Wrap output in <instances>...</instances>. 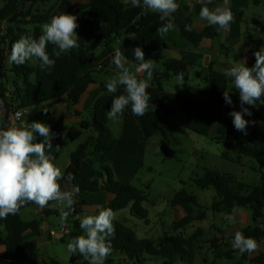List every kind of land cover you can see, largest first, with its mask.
<instances>
[{"label":"trees","instance_id":"16d2710c","mask_svg":"<svg viewBox=\"0 0 264 264\" xmlns=\"http://www.w3.org/2000/svg\"><path fill=\"white\" fill-rule=\"evenodd\" d=\"M3 7L0 8V78L8 80L11 90L2 87L1 99L6 103L8 111H16L24 108H32L48 101L68 97L73 103H77L81 95L85 92L86 86H79V75L83 69L92 64V54L101 47L112 45L117 39L124 35L135 34L136 40L130 48H125L123 44L120 50L127 59L135 64L134 49L142 48L145 53V60L152 59L155 62L163 61L162 70L155 69V76L149 91L156 99V109L149 108L147 113L140 117L142 129L146 140L152 138L158 131L167 139L166 132H171L173 127L166 121L163 113L173 114V109L163 103L161 94L164 92V84L172 77H177L183 73V81L189 80V66L191 63L184 60L165 59L163 51L155 45L154 35L164 24L169 21H161L158 13L147 11L144 6L132 7L131 2L123 3L121 0H89L88 3L72 9L69 0H59V12L82 15L83 22L81 31L87 35V41L80 44L79 49H71L61 53L55 59V65L50 69H44L42 80H33L36 69L28 61L23 65H16L9 61L11 48L22 36L38 39L41 35L40 25L50 21L51 12L43 10V6L49 0H2ZM216 2L221 0H215ZM215 2L207 5L214 7ZM142 5V0H141ZM202 5L195 8L194 13L199 14ZM234 19H242L243 11L231 9ZM171 23L178 27L180 36L193 46H199L203 39H215L221 36L223 31H217L215 26H207L202 32H197L193 27V14H183L175 12L170 18ZM230 24V25H231ZM186 25H191V31L185 29ZM35 27V34L32 36L28 27ZM250 52L251 60L249 67L255 63L254 52ZM8 63H10L8 65ZM9 69H8V68ZM9 74V75H8ZM9 95L6 96L5 93ZM211 92L219 94L212 86ZM123 94L122 91L104 95L100 97L92 108V118L83 122L78 129H70V138L73 141L79 140L85 131H91V135L81 143L71 155V163L64 172V180L71 183L73 187H78V194L96 193L102 190L115 196L106 208H111L114 212L123 210L131 206L132 214L144 220L148 224L149 213L144 204L148 201V196L144 191L127 183H120L115 179L113 170L97 163L93 156L103 155L114 150L117 139L113 132L107 127V112L109 111L111 100L114 96ZM192 99H186L183 112L188 115L187 126L191 130H196L192 120L198 116L196 110L190 108ZM251 116L245 115V119L252 125V130L246 134L245 141H237L238 160L243 156L256 161L259 166L261 179L264 181V104L257 101L256 106H251ZM206 116V115H205ZM209 116V115H207ZM247 126V127H248ZM240 132L235 129L232 121H224L217 134H224L225 130ZM229 153H224L228 159ZM71 173L73 180L67 179ZM195 184L202 190L214 189L215 199L210 210L216 214H232L238 208H246L252 212L253 225L240 230L245 236L254 238L256 241L264 240V183L258 186H249L239 182L231 175H221L215 170L207 169L204 176L197 178ZM85 203L75 202L69 215L78 216L82 212ZM34 203L24 205L15 215H9L2 219L5 225L6 237L0 240V245H5L10 259L6 264H60L57 261H45L29 258L25 254L23 235L27 231L39 232L40 222L32 220L26 222L22 219V210L33 206ZM172 206H181L187 215L172 224V232L166 233L159 238L160 247H157L154 239H141L125 224L114 220L115 233L110 237L112 253L106 259L105 264H113L112 258L115 254H121L128 259V262L142 264L145 262L144 255L163 257L169 264L177 261L193 262L197 249L195 244L202 236V231L197 230L188 238L183 236V231L187 230L194 222L203 221L207 218V210L199 203L197 197L189 194L186 190L178 192L171 201ZM73 236H80L83 231L80 222L73 221ZM233 236L229 238L232 242ZM222 238L214 237L211 241V249L216 258H233L238 254V250H223ZM242 260L248 259V254H242ZM83 256L72 255L71 262L82 259ZM256 262L264 264V257L260 256ZM237 264H243L242 261Z\"/></svg>","mask_w":264,"mask_h":264},{"label":"rangeland","instance_id":"374dc122","mask_svg":"<svg viewBox=\"0 0 264 264\" xmlns=\"http://www.w3.org/2000/svg\"><path fill=\"white\" fill-rule=\"evenodd\" d=\"M58 1L49 0L45 5V10L51 11L52 17L59 13L57 12ZM121 1L125 4L130 2V0L127 3L125 0ZM233 4L245 14L244 20H238L234 23L235 34L237 33L239 36V29H242L244 30L245 41L251 43L253 48L256 46L264 47V0H257V2L252 0L249 5L245 0H234ZM77 21L79 27L76 32L79 36L82 35L83 16L77 15ZM40 29L42 34V25H40ZM28 31L33 36L35 27H28ZM253 40H263V43L255 45ZM222 42L218 39L214 44L216 54L213 59L214 64L211 65L213 72L209 67H200L197 61H194L193 68H190L189 81H183L181 84L177 77H172L171 82L165 85L168 92L178 97H188L193 100L190 108L198 112V116L192 120L196 130L188 128V115L178 108V104L173 103L169 105L173 109V114L168 118L173 130L169 133L166 132L167 139L162 136L161 131H158L152 138L145 141L143 144L144 151L140 152L137 158L130 159V162L118 157V152H113L110 155L113 157L115 166L112 165L111 167L101 161L97 163L98 167L103 163L112 170H116L120 175V179L116 177L117 175L115 176L118 182L131 184L144 191L148 196V201L144 206L149 210L152 227L147 228L146 225L149 224L145 221L136 217L132 218L129 214L130 210L118 213L116 220L128 218L125 223L126 226L139 238L154 239L157 242V247L161 246L160 237L169 232L173 233L172 224L177 220L178 214V211L171 205L175 195L181 190H186L189 194L197 197L199 203L207 210V218L195 222L182 232L183 236L188 238L197 230L202 231V236L195 244L197 255L193 262L177 261L175 264H237L241 261L243 264H260L255 260L260 256L264 257V240L257 241V250L247 253L248 259L245 261L242 260L241 253L235 254L231 259L215 257L210 244L214 237L222 238L221 245L224 251L233 249L232 242L229 240V236L219 233L217 226L220 219L216 213L210 210L216 196L215 190L212 188L202 190L195 184V180L203 177L207 169L215 170L221 175L234 176L239 182L249 186H258L264 183L255 160L245 156L240 161L238 160L237 141L244 142L246 135L243 132L233 133L230 129L225 130L222 135L217 134L224 121H232V117L229 115L231 111L242 110L239 92L231 87L230 78L224 75L225 71L230 68L224 62L226 54H223V57L218 55L221 51ZM229 58L234 62V56ZM30 63L35 69L37 68L35 60H31ZM212 86L219 92L218 95L211 92ZM225 90L229 91L232 100L231 105L227 104L224 99ZM243 107L250 111V105L245 104ZM251 130L252 127L248 126L247 134ZM227 152L229 153L228 159L224 157V153ZM83 199H87L93 207L88 215L97 214L99 210L104 208L105 192L102 194L89 193L82 198V202H85ZM247 210L249 224H252V212ZM51 222L53 228L57 230L61 224V219L54 217ZM228 225L227 223L225 230L228 229ZM72 239L71 234L67 236L64 244L55 239L48 242L47 248L54 257L58 258L61 264H84L82 260L71 262L73 254L67 251L66 246ZM75 255L82 256L78 252ZM144 258L145 262L142 264H169L168 260L163 257L146 254ZM130 264L135 263L131 262Z\"/></svg>","mask_w":264,"mask_h":264},{"label":"clouds","instance_id":"9594fccd","mask_svg":"<svg viewBox=\"0 0 264 264\" xmlns=\"http://www.w3.org/2000/svg\"><path fill=\"white\" fill-rule=\"evenodd\" d=\"M130 2L132 7L144 6L158 13L161 21H169L158 29L161 34L172 28L170 18L180 7L176 0H142V5L141 0ZM197 3L202 5L199 11L201 20L206 21L209 26H215L218 32L229 29L234 19L228 6L229 0H223L222 5L215 8L207 6L212 0H197ZM78 27L76 15L67 12L55 15L50 22L42 25V34L38 39L22 36L14 42L9 61L23 65L26 61L37 60L40 67L50 69L55 65V59L48 54L47 45H55L53 54L56 57L71 49H79V36L76 32ZM185 29L191 31V25H186ZM133 51L135 60L139 61L135 74L126 67L127 57L120 50H116L113 63L119 71L106 79V89L109 93H116L118 88L123 87V94L113 97L107 112V118L114 122L118 121L129 106L132 114L139 117L144 116L150 106L148 89L153 78L155 61L145 60V53L140 47ZM254 56L253 66H247L245 60L233 62L224 73L230 78L231 87L239 92L242 109L233 110L229 115L235 129L245 135L249 125L245 115L251 116L252 113L243 106H256L257 101L264 104V47L255 51ZM144 73L147 74L146 77L139 78ZM177 80L183 83V73L177 75ZM223 95L226 103L231 105L229 91L225 90ZM2 107L0 102V108ZM44 112L47 113V110ZM37 134L43 139L38 141ZM54 135L50 125L40 121L0 129V219L17 214L28 203H34L40 208L47 207L50 202L59 203L67 209L61 211L62 220L74 211L73 205L79 188L62 189L59 181L64 178V173L56 166L52 157L46 154ZM67 179L71 181L74 177L69 173ZM223 218L228 222H234L235 219L232 214H223ZM115 219L116 214L111 208H103L98 214L83 216L80 218V228L84 234L68 242L67 251L72 254L78 252L89 264H105L112 253L109 238L115 233ZM232 248L241 254L251 253L257 250L258 243L254 238L237 231L232 240Z\"/></svg>","mask_w":264,"mask_h":264},{"label":"crops","instance_id":"0c3cea01","mask_svg":"<svg viewBox=\"0 0 264 264\" xmlns=\"http://www.w3.org/2000/svg\"><path fill=\"white\" fill-rule=\"evenodd\" d=\"M69 1L72 4V9L75 10L78 6L88 3L89 0H69ZM245 1L247 5H249L252 2V0H245ZM255 1L257 2V0ZM176 2L180 6L178 11L176 12H180L183 14H193V27L197 32L200 33L207 26H209L206 21L200 19L199 14L194 13L195 8L198 5H201L197 3V0H176ZM212 2H215L213 7L215 8L216 6L222 5L223 0L218 2L212 0ZM229 2L230 5L232 3L231 6L228 4L230 9L240 10L238 6H235L233 4L234 0H229ZM45 5L43 6V10H45ZM2 7H3V1L0 0V8ZM57 9H58V3H57ZM147 11L152 12L149 9H147ZM57 12H59V10ZM60 13L61 12H59L58 14ZM77 15L78 14H76V16ZM244 17L245 14L243 18L239 20L241 21L244 20ZM234 23L230 25L227 31H223L221 36H219L218 38L203 39L199 46H193L186 40L182 39L176 24L171 23L172 28H170L167 33L161 34L159 31L155 33L154 42L155 45L163 51V55L165 59L184 60L186 58L191 63V65L189 66V73H190V68H193L194 66L193 65L194 61H197L200 67L201 66L209 67L211 72H213L211 65L214 64L213 59H214V55L216 54L214 44L215 41L218 39L223 41L221 43V51L218 53V55L220 57H223V54H226V56L224 57V62L227 65H229L230 67L232 66L233 60H231L229 57L234 56L235 57L234 62H243V60H245L246 65L249 66L251 60L250 52L252 50H259L260 48L258 46L253 48V46H251V43L245 41V37L243 33L244 30L239 29L238 33L240 35L237 36V33L235 34ZM236 28L238 29V27ZM239 28H241L240 25ZM81 34L82 35H79V40H78L79 44L85 43L87 41V35L84 34L83 32ZM136 38L137 37L135 34L124 35L122 38L117 39L112 45L108 47H101L92 54V64L87 66L85 69H83L79 75V79H80L79 86H86V90L81 95L77 103H73L68 97H63L61 99L48 101L43 104L32 107L31 108L33 112L32 115L23 120L22 123L25 122L31 123L33 121H40L50 125L51 130L55 135L53 136V139L51 141L52 145L46 149V154L52 157L53 162L56 164V166H58L62 170L63 173L66 171V169L71 163L72 153L78 148V146L81 143L85 142V140L91 135V131H85L79 140L73 141L70 138V129L72 128L78 129L82 126L83 122L90 121L92 118V108L95 102L104 95L112 94L109 93L106 89V79L115 75L119 71V69L114 64L112 67L110 66L102 71H98L96 69V66L100 63H108L110 61H113L115 52L116 50H118L119 46L123 44V40H126V43H124L125 44L124 47L130 48L133 42L136 40ZM262 41L263 40L260 41L253 40L252 42L255 45H259L260 43H263ZM54 48L55 45H52L51 43L47 45V52L51 58L54 55L53 54ZM30 61L28 62L31 65ZM35 61L37 62V68H36V73L34 77H32V79L42 80L44 77L45 68L40 67L39 61L37 60ZM137 66L138 64H135L129 60L128 63L126 64V67H128L130 71L133 72V74H135V69ZM162 68H163V61L155 62V68L153 70V78L150 81L149 89L151 88L153 83V79L155 76V69L162 70ZM146 75L147 74L144 73L139 78H145ZM170 80H172V78ZM170 80L164 84V92L161 94L162 101L167 106L173 103L178 104L177 105L178 108L183 112V109L186 106L185 101L186 99H190V98L178 97L177 95L168 92L165 89V85L171 82ZM2 87H4L7 90H11V85L9 81L8 80L5 81L3 78H0V92L2 90ZM122 90L123 87L121 86L120 88H118L117 92ZM149 93H150L149 108L156 109V99L151 94L150 91ZM0 102H2L3 104V107L0 108V115H2L5 120L3 123H0V129H6L7 128L6 117H7L8 107L6 103L1 99V94H0ZM45 110H47V113L44 112ZM171 115L172 114L170 113L162 114V116L165 117L167 122H168V118ZM250 126L252 127V125ZM107 127L116 136L117 145L112 151L106 152L103 155L96 154L95 156H93V160L95 161V163H99L101 161L103 163H107L112 167V165L115 166V164H113L114 163L113 157L110 155L113 154V152H118L117 153L118 157L122 158L126 162L127 161L130 162V159L137 158L138 154L144 151L143 144L145 143L146 138L144 131L142 129L141 120L139 116H134L132 114L130 106L125 108L123 115L118 119V121L114 122L108 119ZM262 130L264 132V127H262ZM42 139L43 138L37 134V140L39 141ZM114 174L115 176L117 175L116 177L120 179V175L116 170L114 171ZM59 183L61 184L63 190H71L73 188L72 184L65 182L64 178L61 179ZM102 192H105L104 208H106V206L109 205V203L112 200H114L115 196L104 190L96 193L102 194ZM84 195H89V193L76 194L75 202L81 203L82 198H84ZM83 200L85 201L83 202L85 204L82 207V212L75 217L68 215V217L64 220L61 219V211L67 209H64L63 205L56 202H50L49 205L45 208H40L36 204H34L31 207L23 209L22 219L24 221L29 222L32 220H38L40 222L39 232L27 231L23 235L25 254L32 259L45 260L48 262L54 260L59 262L58 258L54 257V255L51 254V252H49L47 248L48 242H51L56 239L64 244L67 236L70 234L72 238H75L72 234L73 224L71 222L73 221L80 222L81 216L88 215L90 210L93 208L92 205L88 203L87 199H83ZM145 208L147 209V207ZM174 209L178 211L176 221L183 219L187 215L185 209L181 206H175ZM128 210H130L129 213L130 216L132 218L135 217L131 212V206L123 210L117 211L115 212V214L117 215L121 211L128 212ZM247 213L248 210L246 208H238L237 210H235L232 213V215H234L235 217L234 222H228L223 218V214H217V216L220 219V220L218 219L219 223L217 226L219 233L222 234L224 233L230 238L235 234V232L240 231L241 229L247 226L253 225V221L252 224L251 223L249 224ZM54 217L61 219V224L59 225L57 230L53 228V224L51 222ZM150 219L151 218L149 215L148 217L149 225H146L147 228L152 227V223L150 222ZM117 221L125 224L128 221V218ZM227 223L229 224L228 229L225 230V226L227 225ZM83 234L84 233H82L81 235ZM5 237H6L5 225L3 220L0 219V240L4 239ZM112 258L114 259L113 264H124L125 262H128V259L121 254H115L113 255ZM9 259L10 256L6 246L1 244L0 264H6V262H8ZM79 260L84 261V264H89V261L86 260L85 258L77 259L76 261ZM130 263L131 262H129V264Z\"/></svg>","mask_w":264,"mask_h":264},{"label":"built area","instance_id":"2783aa9c","mask_svg":"<svg viewBox=\"0 0 264 264\" xmlns=\"http://www.w3.org/2000/svg\"><path fill=\"white\" fill-rule=\"evenodd\" d=\"M114 65L113 61H110L108 63H100L96 66V69L98 71H102L106 69L107 67H112ZM6 96L9 95L8 92L5 93ZM32 110L31 108H24V109H19L16 111H8L7 112V117H6V126L11 127V126H19L22 124L23 120L29 116L32 115ZM4 117L0 115V123H3ZM124 264H129V262H125Z\"/></svg>","mask_w":264,"mask_h":264}]
</instances>
